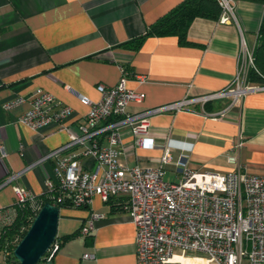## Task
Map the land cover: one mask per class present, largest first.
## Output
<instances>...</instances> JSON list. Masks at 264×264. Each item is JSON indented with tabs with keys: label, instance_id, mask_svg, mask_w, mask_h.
<instances>
[{
	"label": "crops",
	"instance_id": "obj_1",
	"mask_svg": "<svg viewBox=\"0 0 264 264\" xmlns=\"http://www.w3.org/2000/svg\"><path fill=\"white\" fill-rule=\"evenodd\" d=\"M182 1L0 0V139L7 152L0 160V210L15 207V186L37 197L45 194L46 181L54 178V162L40 160L69 140L66 133L47 134L53 127L36 133L19 125L18 118L30 105L8 110L4 105L9 101L40 88L55 103L73 109L70 124L75 127L89 112L80 96L100 100L97 86L114 87L125 67L130 69L128 89L145 94L143 102L129 104L131 115L229 87L242 41L250 50L257 45L263 3L234 0L235 19L228 24L196 19L188 31L189 46H180L175 37H149L137 51L123 46ZM220 113L224 116L217 120L209 116ZM149 121L157 148H136L123 129L124 165L155 168L165 147L173 162L167 169L177 177L173 182L180 180L174 163L182 155L188 156L193 171L229 174L236 167L227 157L238 154L243 172L264 176V91L251 92L236 105L231 98H221L180 112L153 114ZM240 136L244 145L237 151ZM83 164L90 168L93 161L83 159ZM121 202L117 198L104 203L95 197L86 207L61 208L58 237H74L43 264H137L136 227L128 213L113 208ZM92 214H103L104 219L83 236ZM194 258L205 259L176 256L174 261L199 264Z\"/></svg>",
	"mask_w": 264,
	"mask_h": 264
},
{
	"label": "built area",
	"instance_id": "obj_2",
	"mask_svg": "<svg viewBox=\"0 0 264 264\" xmlns=\"http://www.w3.org/2000/svg\"><path fill=\"white\" fill-rule=\"evenodd\" d=\"M222 8L219 23L228 24L234 18V0H218ZM256 70L254 50L242 41L237 73L226 90L161 106L138 114H129L130 103H141L145 94L127 87V72L114 87L98 85L100 100L80 96L89 112L75 127L70 124L72 108L54 102V97L36 89L29 97H17L4 105L12 109L26 102L29 109L18 118L19 125L36 133L53 127L47 134L66 133L68 142L40 160H53L54 178L45 188L55 205L68 202L73 208L92 204L95 197L104 203L120 198V208L128 213L136 227L137 264H178L176 256H203L207 264H264V176L243 172L239 155H229L227 161L236 170L229 174L193 171L189 158L182 155L174 164L180 180L166 182V167L173 162L165 147L155 168L126 166L123 155V129L134 138L139 149H155L149 116L164 112H180L192 104L231 98L233 105L251 92L264 91V85L250 83ZM257 71V70H256ZM143 81V77H138ZM217 120L223 113L211 114ZM244 145L240 136L235 148ZM7 157L0 139V160ZM83 159H91L87 168ZM18 177H11L14 180ZM15 207L0 210V232L14 223L17 207L30 204L35 216L42 206L39 197L24 187H14ZM43 194V195H45ZM57 206V205H56ZM103 214H92L81 234L95 230ZM60 246L52 245L44 257L51 262ZM178 252L179 254H177ZM85 255V259L91 258ZM181 264V263H180Z\"/></svg>",
	"mask_w": 264,
	"mask_h": 264
},
{
	"label": "trees",
	"instance_id": "obj_3",
	"mask_svg": "<svg viewBox=\"0 0 264 264\" xmlns=\"http://www.w3.org/2000/svg\"><path fill=\"white\" fill-rule=\"evenodd\" d=\"M245 1L264 4V0ZM221 14L222 8L218 0H183L178 6L150 25L144 35L125 43L123 46L137 51L149 37H175L180 46H189L191 44L188 41V31L192 23L198 18L218 21ZM254 61L257 71L253 70L251 72L250 83L262 86L264 85V17L258 32L257 45L254 49ZM128 70L130 69L125 67V71L128 72ZM38 200L42 207L46 203L55 205L53 199L47 194L40 196ZM56 205L60 208L72 207L68 202H61ZM113 208L121 210L118 204L114 205ZM16 209L17 216L14 223L2 228L0 232V264H19L14 256V251L36 217L31 210L30 204L26 203L20 207L16 206ZM73 237H57L56 243L62 247L65 242ZM45 262L46 260L43 258L39 264Z\"/></svg>",
	"mask_w": 264,
	"mask_h": 264
},
{
	"label": "water",
	"instance_id": "obj_4",
	"mask_svg": "<svg viewBox=\"0 0 264 264\" xmlns=\"http://www.w3.org/2000/svg\"><path fill=\"white\" fill-rule=\"evenodd\" d=\"M60 211L50 203L41 208L14 251L19 264H39L46 256L58 237Z\"/></svg>",
	"mask_w": 264,
	"mask_h": 264
},
{
	"label": "rangeland",
	"instance_id": "obj_5",
	"mask_svg": "<svg viewBox=\"0 0 264 264\" xmlns=\"http://www.w3.org/2000/svg\"><path fill=\"white\" fill-rule=\"evenodd\" d=\"M173 178H177L173 172H171V170H168L166 167V174L164 177V180L166 182H173ZM177 182V181H176ZM37 216V215H36ZM32 225V224H31ZM177 254H179L178 252H176ZM187 257H203V256H198V255H188ZM204 258V257H203ZM46 260V259H45ZM195 263H199V264H207V261L205 262V259L202 258H194ZM47 262V261H46Z\"/></svg>",
	"mask_w": 264,
	"mask_h": 264
}]
</instances>
